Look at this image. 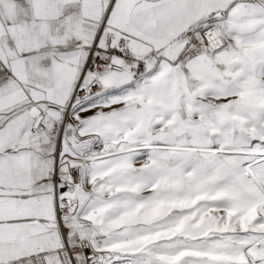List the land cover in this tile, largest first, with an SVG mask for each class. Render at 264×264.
<instances>
[{"label": "snow or ice", "instance_id": "6c2138e0", "mask_svg": "<svg viewBox=\"0 0 264 264\" xmlns=\"http://www.w3.org/2000/svg\"><path fill=\"white\" fill-rule=\"evenodd\" d=\"M0 264H264V0H0Z\"/></svg>", "mask_w": 264, "mask_h": 264}]
</instances>
